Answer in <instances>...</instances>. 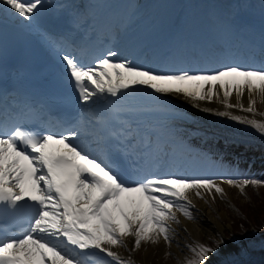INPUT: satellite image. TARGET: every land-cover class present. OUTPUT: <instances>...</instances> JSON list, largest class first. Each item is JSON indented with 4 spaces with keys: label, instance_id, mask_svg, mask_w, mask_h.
I'll use <instances>...</instances> for the list:
<instances>
[{
    "label": "snow or ice",
    "instance_id": "6c2138e0",
    "mask_svg": "<svg viewBox=\"0 0 264 264\" xmlns=\"http://www.w3.org/2000/svg\"><path fill=\"white\" fill-rule=\"evenodd\" d=\"M43 6L44 0H0V16L31 23ZM215 56L220 66L212 70H157L118 58V51L110 48L87 59L64 51L60 59L77 103L95 105L108 115L81 108L71 119L43 117L45 123L37 131L25 127L36 115L31 106L21 112L5 109L0 119V264H136L133 253L142 246L163 241L171 247L178 236L173 225L181 224L180 216L197 221L194 197L207 203L205 194L215 199V193L224 199L221 183L241 193L248 184H264L252 177L218 182L149 171L147 158L159 161L166 155L165 144L147 134L137 140L139 130L120 118L130 111L124 98L144 88L158 96L182 98L201 112L264 136V119L255 118L264 117L255 108L257 97L264 100V42L260 59L252 64L225 61L223 50ZM202 102H218L224 110L202 107ZM234 109L251 117L237 115ZM111 120L120 127L111 128ZM231 241L218 234L214 246L186 244L191 255L182 264H239L231 257L244 253L227 250ZM222 250L224 258L214 261ZM169 255L166 251L165 257Z\"/></svg>",
    "mask_w": 264,
    "mask_h": 264
},
{
    "label": "bare ground",
    "instance_id": "6f19581e",
    "mask_svg": "<svg viewBox=\"0 0 264 264\" xmlns=\"http://www.w3.org/2000/svg\"><path fill=\"white\" fill-rule=\"evenodd\" d=\"M75 2L76 0H44V6L40 8L31 23L9 20L4 16H0V22L29 27L47 38L50 34L43 31L40 26L41 19L47 16L45 13L52 12L57 15L60 8L72 7ZM132 2L133 0H118L119 6L116 13L118 18L113 23L117 30L115 37L106 48L118 51V58L126 57L134 63L157 70L163 67L212 70L220 66L215 53L221 50L227 53V56L222 58L225 61L238 60L252 64L260 59V49L264 40L258 32L246 27V24L241 22L240 16L237 19L228 20L224 17V13L221 14L222 19L219 15H213L214 26L209 24V28H205L201 16L207 13H200L198 9H194L188 26L194 35L192 39L190 32L182 37L171 34L172 24L181 7L175 0H160L156 10L147 17L129 16L128 8ZM259 17L264 19L263 11ZM171 36L172 41H176L172 46L169 44ZM48 43L50 44V41ZM55 49L60 59L65 49L60 47ZM168 50H172V54L166 58L164 53ZM141 89L143 88H136L124 98L123 103L130 111L121 113L120 118L128 120L127 115L130 114L140 116L141 120H150L153 117L159 120L142 129L153 139L159 136L166 146V155L160 157L159 161L147 158L145 167L151 163L150 168H146L149 171L156 174L174 173L213 178L219 182L224 177L240 179L247 171L253 170L258 165H264V136L250 127L212 113L201 112L182 98L158 96ZM256 99L258 100V97ZM231 102H236L235 96L232 97ZM243 103L247 106V95L243 98ZM87 107L89 106L84 108ZM202 107L224 110L218 102L211 104L202 102ZM255 108L258 113H264V108L263 112L258 110L257 103ZM232 111L237 115L251 117L249 113H242L235 109ZM180 116L186 118H178ZM255 118L264 119L259 115ZM199 121L201 123H198ZM215 136L220 139L217 144L213 142ZM188 140H192V143L189 144ZM220 186L227 187L228 184L221 183ZM213 195L219 196L215 193ZM205 197L207 203L199 198H193L198 209L195 223L180 216L181 224L173 225L177 228L178 236L170 248H167L163 241L158 245L142 246L133 253L136 264H153L154 257H159L162 263L166 251L171 253L172 264H177L178 260L182 264L185 256L191 255L185 247L186 244L197 241L208 244V238L210 236L217 238L218 234L227 240L224 235V228L227 226L222 222V213L220 219L216 217V214L212 212L215 209L211 206L212 197L207 194ZM183 228H187V232L183 231ZM202 234L206 236L205 239ZM263 239L264 235H252L245 240L231 241L227 250L233 253L243 251L244 254L231 257L239 264H264V250L249 248ZM128 243L131 248V238ZM117 251L125 257L128 256V252L124 249H117ZM140 251L143 254L141 257ZM224 251L226 250H222L218 256L213 257V260L223 259Z\"/></svg>",
    "mask_w": 264,
    "mask_h": 264
},
{
    "label": "rangeland",
    "instance_id": "374dc122",
    "mask_svg": "<svg viewBox=\"0 0 264 264\" xmlns=\"http://www.w3.org/2000/svg\"><path fill=\"white\" fill-rule=\"evenodd\" d=\"M160 0H133L131 3L128 14L131 16L140 15L142 17H147L151 13H153L156 10V7L158 5ZM201 7L199 8L200 13H207V15H202V24L203 27L209 28V24L213 25L215 24V21L213 19V15H219V18L222 19V15L217 12L214 7H212L210 4H207L204 2V0H201ZM225 8L223 10L225 18L228 20L238 18L239 13L241 11H245L247 13H254L256 15H259L262 11H264V0H230L227 3H225ZM257 108L260 112H263L264 108V101L261 100L258 97L257 100ZM254 174L261 175L260 180H264V166L256 167L254 168ZM245 177H242L243 179ZM263 186H257L248 184L244 187V192L241 193L239 188L236 186H230L228 185L223 186L225 190V198L221 199L220 196H216L215 199H213V203H211V206L215 207L213 209V214L220 219V214L222 213V222L227 226L224 228V235L228 239L229 237L232 238V241H240L248 239L252 235H264V230L261 232L255 231L252 233L246 232L244 234H238V229L242 226V220L246 219L249 221V218L251 217V212L249 207L253 206H264V184H261ZM261 189H263L261 191ZM231 198V199H230ZM264 212V211H263ZM235 232V235L232 234ZM203 239H205V235L202 234ZM209 237V236H208ZM216 237L210 236L208 238V245L214 246V241ZM250 250H253L255 248H259L260 250H264V239L260 242L258 241L256 245L249 247ZM143 251V250H142ZM142 251H140V257L143 255ZM139 256V255H138ZM156 258V259H155ZM173 258L169 255L167 257H164L162 260V263L159 260V257H154L152 260L153 264H172Z\"/></svg>",
    "mask_w": 264,
    "mask_h": 264
},
{
    "label": "trees",
    "instance_id": "16d2710c",
    "mask_svg": "<svg viewBox=\"0 0 264 264\" xmlns=\"http://www.w3.org/2000/svg\"><path fill=\"white\" fill-rule=\"evenodd\" d=\"M263 189H261L262 191ZM251 212V217L249 221L246 219L242 220V226L238 229V234H244L250 230L251 227H255L257 230H264V206H253L249 207Z\"/></svg>",
    "mask_w": 264,
    "mask_h": 264
}]
</instances>
